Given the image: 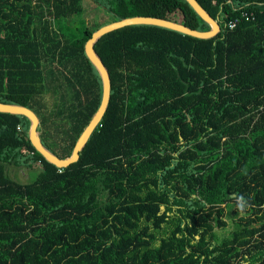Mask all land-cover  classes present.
<instances>
[{
    "label": "trees",
    "instance_id": "trees-1",
    "mask_svg": "<svg viewBox=\"0 0 264 264\" xmlns=\"http://www.w3.org/2000/svg\"><path fill=\"white\" fill-rule=\"evenodd\" d=\"M83 1L0 0V101L33 109L59 157L101 99ZM90 1L108 22L209 29L185 0ZM197 1L214 37L139 24L96 41L110 99L76 162H47L28 119L0 112V264H264V0Z\"/></svg>",
    "mask_w": 264,
    "mask_h": 264
},
{
    "label": "water",
    "instance_id": "water-1",
    "mask_svg": "<svg viewBox=\"0 0 264 264\" xmlns=\"http://www.w3.org/2000/svg\"><path fill=\"white\" fill-rule=\"evenodd\" d=\"M195 13L209 25L207 30H198L186 26L180 22L169 20L162 17L156 16H146V15H134L124 17L118 20L110 21L104 25H101L95 29L90 38L84 43V53L88 58L89 62L92 64L94 69L97 71L100 81H101V99L97 109L92 114L88 123L84 126L81 133L77 137L71 153L66 157H59L53 153L49 148H47L41 139L40 136V119L33 109L28 106L17 104V103H4L0 101V112L11 113L16 115L25 116L28 121V130L27 135L31 145L39 152L47 162L55 165L58 168L67 167L73 162H76L79 158V153L83 149L84 145L88 141L90 135L99 124L102 119L109 103L110 91H111V82L110 76L107 68L102 62L99 55L94 49L96 41L104 34L124 27L128 25H155L168 29L178 31L180 33L190 35L196 38H211L217 35L220 31V26L217 18H213L210 14L199 4L197 0H185Z\"/></svg>",
    "mask_w": 264,
    "mask_h": 264
},
{
    "label": "rangeland",
    "instance_id": "rangeland-1",
    "mask_svg": "<svg viewBox=\"0 0 264 264\" xmlns=\"http://www.w3.org/2000/svg\"><path fill=\"white\" fill-rule=\"evenodd\" d=\"M84 14L85 21H87V25L91 26L96 24H106L110 20V16L105 12L102 8L96 6L92 1L90 0H84ZM46 97H44L46 108H51L52 105V98L50 94H46ZM10 175L17 179L18 181L25 182L28 179L26 168L23 166L20 167H14L11 166ZM27 182V181H26Z\"/></svg>",
    "mask_w": 264,
    "mask_h": 264
},
{
    "label": "built area",
    "instance_id": "built-area-1",
    "mask_svg": "<svg viewBox=\"0 0 264 264\" xmlns=\"http://www.w3.org/2000/svg\"><path fill=\"white\" fill-rule=\"evenodd\" d=\"M248 13H249L248 11H247V12L244 11V12L242 13V17H244L246 20L253 19V16L250 17V15H249ZM237 22H238L237 19L230 20L229 22H227V23L225 24V26L228 27L229 29H231V28H234V27L236 26V23H237ZM219 26L221 27V24H220V23H219ZM17 129H18V130H21L20 125H17Z\"/></svg>",
    "mask_w": 264,
    "mask_h": 264
},
{
    "label": "clouds",
    "instance_id": "clouds-1",
    "mask_svg": "<svg viewBox=\"0 0 264 264\" xmlns=\"http://www.w3.org/2000/svg\"><path fill=\"white\" fill-rule=\"evenodd\" d=\"M237 207L241 213H243L245 207H246V201L243 196H239L237 198Z\"/></svg>",
    "mask_w": 264,
    "mask_h": 264
}]
</instances>
